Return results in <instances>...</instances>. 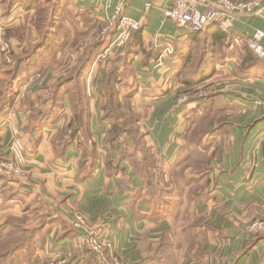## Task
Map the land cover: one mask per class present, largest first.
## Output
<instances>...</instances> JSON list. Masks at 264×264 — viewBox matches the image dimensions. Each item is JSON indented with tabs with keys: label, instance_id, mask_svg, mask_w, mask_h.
<instances>
[{
	"label": "crops",
	"instance_id": "1",
	"mask_svg": "<svg viewBox=\"0 0 264 264\" xmlns=\"http://www.w3.org/2000/svg\"><path fill=\"white\" fill-rule=\"evenodd\" d=\"M197 1L203 9L216 0ZM41 3L57 6V29H62L50 43V50L41 52L43 77L34 74L14 82L15 100L0 115V158L9 156L8 147L18 137L27 156L21 177L0 176V227L15 219L27 230H38L12 264H104L101 255L88 249L85 236L89 233L107 239L108 257L114 253L124 264H158L156 248L165 232L170 236L168 264H264V239L246 250V236L240 234L245 223L241 216L255 215L258 208L264 212V63L246 47L256 30L264 31V13H241L228 29L215 22L195 34L165 17L171 0H126L124 13L140 24L139 29L126 47L105 53L103 58L109 54V61L99 56L89 69L86 85L94 126L93 120L101 115L97 105L106 100L100 90L104 74L117 58L123 60L126 53L132 54L121 69L128 75L117 87L121 97L133 94V106L145 121L143 130H147L148 145L156 152L163 178L176 181L177 162L184 156L187 159L198 153L212 158L215 171L209 179L216 193L201 194L189 214L204 218L198 238H205L201 234L205 230L208 236L213 231L215 239H197L190 227L184 234L190 232L196 238L186 235L180 240L170 218L178 209L168 215L154 209L145 189L138 191L142 178L128 165H123L125 172L107 173L108 130L92 128L99 142L90 148L99 151L101 160L91 175L88 168L92 162L82 160L76 140L63 151L59 147L71 121L72 84L64 90L63 109L53 110L51 94L56 82L76 69L82 55L80 50L72 56L70 66L65 65L71 55L63 47L74 38L91 37L107 25L117 0ZM2 13L0 7V40H6L18 56L27 40L25 32L23 37L15 30L23 27L34 34L29 24L34 12L28 13L21 2L7 18ZM115 33L112 30L105 37L104 50ZM6 69L0 55V78L6 76ZM199 90L202 93L193 95L188 103L181 101L185 92ZM199 159L194 157L187 164L185 178L193 173ZM82 161L85 168L80 166ZM77 211L86 217L83 230L73 225ZM226 214L236 223L222 222ZM2 232L0 243L7 227ZM232 232L235 234L230 237ZM219 234L236 244L225 249L217 239Z\"/></svg>",
	"mask_w": 264,
	"mask_h": 264
},
{
	"label": "trees",
	"instance_id": "2",
	"mask_svg": "<svg viewBox=\"0 0 264 264\" xmlns=\"http://www.w3.org/2000/svg\"><path fill=\"white\" fill-rule=\"evenodd\" d=\"M44 1L48 3L52 2V0ZM21 2H24V7L28 13L34 12L30 16L31 22H34L33 17L36 16L35 32L38 35V40L29 49L15 56L16 64L13 67H7L6 76L3 79L0 78V115L8 111L15 100L16 95L13 92L14 82H20L24 78L29 79L41 70V52L45 49L50 50V43L53 42L58 31L62 29L61 27L56 29L59 23L57 6H51V4L50 7L44 6L41 0H0V7L3 11L2 17L7 18L12 13L14 7ZM46 20L49 22L45 25L43 21ZM24 31L23 27L15 30L16 34L23 33ZM134 35L135 33L132 35V38ZM103 45V41H99V39L93 42L80 56L76 69L70 75H66L56 82L51 94L53 110L64 108V104L61 102L64 90L75 79H80L83 82V88L81 89V93H69L70 108L72 100L76 101L80 96L85 97L90 104L86 85L87 75L95 59L101 55L104 49ZM131 55V53H126L127 57L125 56V59L117 58L112 62L111 67L104 74L103 86L100 89L106 98L101 112L103 115H105V111L106 113H110L109 119L106 115L105 117L102 115V121H105L104 118L108 122L110 121V129L105 138V144L108 146L105 155L106 171L109 175H117L120 172H125L123 165H128L136 176L144 178L138 191L141 192L142 189L147 190L149 195L147 199L153 203L154 209L165 214V212L161 211L164 207V193L162 191L164 189L158 187L160 182H156V185H154V179L157 180L155 174L161 173L156 152L147 143V134L141 125V117L133 106V94L121 97V91L117 87L122 82L121 80L128 75L127 70L122 71L121 69L125 68V64L130 60ZM85 113V110H82L71 115V121L67 126L66 132L63 134L66 135L67 133V135L64 139L61 138L59 147L63 151L76 140L83 152L82 160L87 159L92 162L88 168V175H91L95 170V164L100 160H96V154L98 155L97 150L90 148L92 145L95 146V142L93 140L89 142L93 134L92 129L88 131L84 128L87 118ZM82 133L88 138L91 135V138L85 141ZM80 166L81 168H85L86 163L82 161ZM165 192H168V190H165ZM4 227H7V233L5 239L0 243V264H4L8 260L12 264L19 257L20 251L26 247L30 238L35 237L38 230H27L24 228L22 222L10 219L0 227V238L3 236L2 230ZM169 239V233L165 232L159 246L156 248L158 264H168L171 248ZM164 259L165 262H163Z\"/></svg>",
	"mask_w": 264,
	"mask_h": 264
},
{
	"label": "rangeland",
	"instance_id": "3",
	"mask_svg": "<svg viewBox=\"0 0 264 264\" xmlns=\"http://www.w3.org/2000/svg\"><path fill=\"white\" fill-rule=\"evenodd\" d=\"M39 13V12H37ZM31 18V17H30ZM68 18V17H67ZM66 18V19H67ZM34 22H29L31 29L30 31H34L35 32V21L36 20V16L33 17ZM64 20V19H63ZM49 21H43V24H47ZM62 25V23H61ZM107 25H104L103 27H101L99 29L98 32H96L95 35L89 37V35H85V36H80L77 37L76 39H72V41H70V44L67 47H63L65 48V51L67 54L71 55L69 56L66 61H65V65H69L72 63V56H74L77 52L80 53H84L86 51V49L93 44V41H96L97 39H99V41H104L105 37L108 36V33H103V29L106 27ZM72 28H76V27H72ZM27 29V28H25ZM57 29V28H56ZM24 32H25V37H24ZM23 32V37L24 39L27 40V45L25 46V50L29 49L31 45H33L37 40H38V35L35 32L34 34L28 31H24ZM72 33V32H71ZM135 33V32H134ZM133 33V34H134ZM70 34V33H69ZM94 38V39H93ZM132 38V37H131ZM131 40V39H130ZM0 43H2L3 45H9L8 42L6 40H0ZM10 46H8L9 48ZM126 47V46H125ZM10 53L7 54L6 52H1L0 51V55L3 58V66L9 67V66H14L16 64V59H15V55L13 54V49L12 47H10ZM106 50L103 49L100 58L102 60H108L109 58V54L106 55V58H103L105 56ZM108 53V52H107ZM108 57V58H107ZM110 60V59H109ZM108 60V61H109ZM108 64V63H107ZM57 65V63L54 65V67ZM44 70H40L39 72H37L34 76L39 75L41 77H43ZM33 76V77H34ZM38 79H40V77H38ZM83 82L80 79H75L72 83V86L69 88L70 90V94L73 93H81V89L83 88ZM73 98V97H72ZM104 104H99L97 105L98 109H103ZM85 110V116L86 118V122L84 124V128L87 129L88 131H91V129H106L109 131L110 129V121L108 122V120L106 118L105 121L106 123H104L105 121H102L103 116L109 119L110 118V113H106V111L104 112L105 115L102 114L99 116V118L96 120H93L94 126H92V116H93V111H92V105L88 103V101L86 100L85 97H79V99L77 98L76 101L71 102V115L75 114L78 111H82ZM103 115V116H102ZM145 121H141V123ZM142 126L146 127L144 124H141ZM145 131L146 128H145ZM85 141L89 140L91 138L90 137H86L84 136V134L82 133ZM97 142L98 138L97 136H95V134H92V138L90 139L89 142L91 141ZM99 142V141H98ZM148 143V141H147ZM149 144V143H148ZM9 153V151H8ZM154 153V151H153ZM194 157H196L198 160V164L196 166L195 169H192V174L189 173L188 174V178H185V167L188 165H190V163H192L194 161ZM101 160V156L100 153L98 151V155L96 154V160ZM0 160L3 161H9L10 160V155L6 158H0ZM177 164H180L177 168H176V181L171 180L172 178L169 179L168 178H163L164 174L163 173H157L155 174V176L157 177V180L154 179V185H156V182H160V184L158 185L159 188L164 189L162 190L164 193V207L163 210H161L162 212H165L166 215H168L169 213H172L175 209H178V214L177 215H173L171 218V220H174V222L176 223V227H177V238L180 240H185L186 239V235L188 239H195L196 237L192 238L191 237V233L187 232V234L185 232V230H187L188 228H193L195 229V233L197 234V239H202L205 240V238H209L210 240L215 239L214 235H213V231L209 232V236L208 233L204 230L201 234H203L202 236L205 238H198L199 236V227L201 226L203 219L202 216H196L195 214H193L192 212L189 211L192 207L196 206L195 203L196 201L199 199V196L201 194H205V192H208L207 195H212L214 193H216L215 189L213 188V184L212 181L209 179L210 175L212 172L215 171L214 169V165L212 163V158H208L206 157V155H202L199 156L198 153H192L190 154V157H188L187 159H185V156L179 160L177 162ZM1 176V175H0ZM4 177V176H1ZM4 178H8V179H12V177H4ZM144 179V178H142ZM167 179V180H166ZM171 180V181H168ZM165 190H168V192H165ZM147 196L148 195V191L145 190ZM190 196H192L193 198L188 201L190 199ZM171 198V199H170ZM215 202V200H214ZM248 206H246L247 208ZM169 217V216H168ZM233 218V220H232ZM241 218L243 220H245L244 223V227L242 230V235L246 236L247 241L244 242V247L246 248V250L250 249L251 245H256L257 242H259L261 239H264V212L263 210H261L260 208H258L257 213L255 215H248V216H241ZM222 222H228V224H235L236 223V219H234V217H232V215H223L222 216ZM252 225H257L256 230H251ZM210 228H212V226H210ZM201 231V230H200ZM193 234V233H192ZM216 234V233H214ZM234 232L230 233V237L234 236ZM222 234H219V238L217 239H221V245L222 246H226L225 249H228L229 246L236 244L233 241L229 242V238L226 236L224 239L221 238ZM233 239V238H232ZM106 240V246L104 248L103 251V255H101V258L104 261V264H115V260L121 261L122 260L117 257L116 255H114V253L110 254L109 257L106 256L108 255V250H110V246H109V242ZM86 242V241H85ZM229 242V243H228ZM87 244V243H86ZM88 246V245H87ZM254 248V247H253ZM88 249L95 253L94 251H92L89 247ZM252 249V248H251ZM98 256H100V254H97ZM115 259V260H114ZM123 263V262H122Z\"/></svg>",
	"mask_w": 264,
	"mask_h": 264
},
{
	"label": "built area",
	"instance_id": "4",
	"mask_svg": "<svg viewBox=\"0 0 264 264\" xmlns=\"http://www.w3.org/2000/svg\"><path fill=\"white\" fill-rule=\"evenodd\" d=\"M111 1V0H110ZM171 6L165 11V17L178 26L199 34L207 26L212 23L219 22L221 28L228 29L231 22L236 20L241 13L262 15L264 13L263 0H216L207 4L203 9L199 8L197 0H171ZM126 0H117L109 18L107 26L103 29V33L115 30V37L110 42L106 53L123 49L130 41L134 32H136L140 24L129 18L124 13ZM264 31L256 30L255 33L247 40L246 47L258 60L264 63ZM9 45L0 43V51L10 53ZM201 94L202 91L195 93L187 91L181 95L180 99L184 103H188L193 95ZM10 160H0V175L4 177H21L23 175V166L27 162V156L22 140L18 137L12 141L8 147ZM74 228L83 230L86 228L87 221L82 211L74 214ZM257 225H252L251 230H256ZM264 228V227H263ZM264 230V229H263ZM88 247L97 254L103 255L106 246V240L101 236L89 233L85 236ZM115 260V259H114ZM46 264H58L56 262H48ZM115 264H124L115 260Z\"/></svg>",
	"mask_w": 264,
	"mask_h": 264
}]
</instances>
